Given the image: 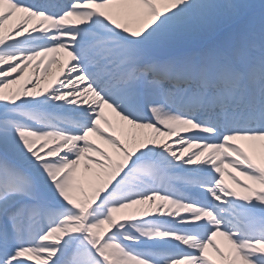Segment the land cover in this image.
<instances>
[{
	"label": "snow or ice",
	"instance_id": "1",
	"mask_svg": "<svg viewBox=\"0 0 264 264\" xmlns=\"http://www.w3.org/2000/svg\"><path fill=\"white\" fill-rule=\"evenodd\" d=\"M0 264H264V0H0Z\"/></svg>",
	"mask_w": 264,
	"mask_h": 264
},
{
	"label": "bare ground",
	"instance_id": "2",
	"mask_svg": "<svg viewBox=\"0 0 264 264\" xmlns=\"http://www.w3.org/2000/svg\"><path fill=\"white\" fill-rule=\"evenodd\" d=\"M11 26V22L9 23V25H6V28H9ZM51 54H49V57H46L44 59V63L40 65V67L38 69H35L33 67H30L26 73L25 76L29 75V73H34L36 76L41 77V85L43 86L44 84H46L47 82L51 81L53 79L54 76H59L60 74V68L59 65L56 63L51 64V66L48 69V72L45 73L44 72V67L45 65L48 64V60L50 59ZM15 87V86H13ZM106 114H108L111 118V113L109 110L106 109ZM173 139V138H171ZM170 140V139H168ZM97 143L101 144L102 147H104L105 145L103 144L102 141H100L99 139H97ZM83 167V162L81 164V169ZM229 171L234 172L241 180H246L247 178L242 176L239 172H237L234 168H230L228 169ZM225 182L233 188H236L237 190H240L239 187L231 180L230 177H228L227 175H225L224 177ZM249 183H251V181H249ZM217 242L221 244V246H224V241L222 238L218 237L217 238ZM209 252H211V249H209ZM214 255V253H212Z\"/></svg>",
	"mask_w": 264,
	"mask_h": 264
},
{
	"label": "rangeland",
	"instance_id": "3",
	"mask_svg": "<svg viewBox=\"0 0 264 264\" xmlns=\"http://www.w3.org/2000/svg\"><path fill=\"white\" fill-rule=\"evenodd\" d=\"M255 3H259V0H254Z\"/></svg>",
	"mask_w": 264,
	"mask_h": 264
}]
</instances>
